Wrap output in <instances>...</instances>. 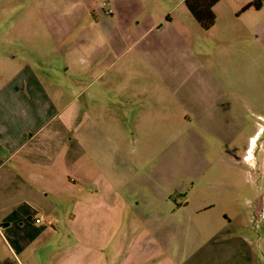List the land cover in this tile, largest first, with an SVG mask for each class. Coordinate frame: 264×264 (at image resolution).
Listing matches in <instances>:
<instances>
[{
  "label": "crops",
  "instance_id": "obj_1",
  "mask_svg": "<svg viewBox=\"0 0 264 264\" xmlns=\"http://www.w3.org/2000/svg\"><path fill=\"white\" fill-rule=\"evenodd\" d=\"M15 4L0 2V38H12L11 45L19 43L28 57L20 60L18 52L8 59L0 52V59L9 62V75L0 86V264H221L216 255L229 250L223 243L202 260L204 247L190 241L193 232H208V224L201 227L192 220L208 207L184 206L187 197L176 191V183L170 186L169 179L158 175L155 158L137 166L128 155L139 137L152 136L146 123L159 121L157 114L148 119L150 94L158 91L159 99V90L185 87L177 88L173 74L161 71L154 56L152 65L144 66L142 50L129 64L128 21L98 13L96 0ZM32 59L45 68L35 67ZM161 74L163 83L151 81ZM166 166L173 169L170 159ZM67 179L75 198V227L67 229L77 241H17L8 229L23 228L33 217L38 202L31 195L40 186H60ZM5 186L20 187V193L2 192ZM43 211L50 217L56 213ZM35 222L48 221L37 217ZM41 232L46 239L56 234L47 226ZM234 244L238 264H264L254 252L246 253L247 244L244 251ZM39 254L45 257L34 259Z\"/></svg>",
  "mask_w": 264,
  "mask_h": 264
},
{
  "label": "rangeland",
  "instance_id": "obj_2",
  "mask_svg": "<svg viewBox=\"0 0 264 264\" xmlns=\"http://www.w3.org/2000/svg\"><path fill=\"white\" fill-rule=\"evenodd\" d=\"M31 1L10 0L17 7ZM96 4L98 13L103 10L106 17H125L128 21L129 54L125 60L129 64L142 50L144 66H151L156 59L161 71L173 74L177 88L179 84L185 87L159 90V99L155 98L158 91L150 94L153 103L146 109L148 119L154 120L157 114L159 121H153V126L146 123L154 132L152 136L139 137V143L128 149L129 157L137 161V166L155 158L158 175L169 179L170 186L176 183V191L187 197L184 206L190 204L191 210L208 207L207 212L193 215L192 219L201 227L208 224V232H193L190 239L204 247L202 260L215 254L214 245L223 243L229 250L216 255L217 261L234 264L235 260L238 264L232 246L238 242L239 250L244 251L249 236L251 243L246 253L254 252L264 262V0H221L214 8L216 24L209 31L201 28L186 0H96ZM131 28L138 32L133 33ZM0 39V52L6 58L18 52L20 60L28 57L19 43L11 45L12 38ZM6 58L0 59V86L9 75ZM32 62L38 69L46 66L38 59ZM155 76L151 81H165L163 74ZM164 92L168 95L165 99ZM181 149L182 153H178ZM169 159L173 164L170 170L166 166ZM182 175L186 180L179 189L177 183ZM72 186L68 179L60 186H40L38 193L31 195L39 205L34 206L33 217H27L25 227L13 225L8 231L17 241L33 244L77 241L67 229L75 227V198L69 190ZM7 189L20 193L17 186H5L2 192ZM46 190L49 196H45ZM42 208L56 213L50 217ZM37 217L48 222L37 224ZM45 226L55 231L53 239L44 238L41 229ZM223 228L222 233H214ZM234 235L239 238L230 240ZM254 236L255 242L251 240ZM176 238L182 243V235ZM44 257L39 254L34 259Z\"/></svg>",
  "mask_w": 264,
  "mask_h": 264
},
{
  "label": "trees",
  "instance_id": "obj_3",
  "mask_svg": "<svg viewBox=\"0 0 264 264\" xmlns=\"http://www.w3.org/2000/svg\"><path fill=\"white\" fill-rule=\"evenodd\" d=\"M221 0H186V6L203 30L209 31L217 21L215 6ZM249 9V7H248Z\"/></svg>",
  "mask_w": 264,
  "mask_h": 264
},
{
  "label": "built area",
  "instance_id": "obj_4",
  "mask_svg": "<svg viewBox=\"0 0 264 264\" xmlns=\"http://www.w3.org/2000/svg\"><path fill=\"white\" fill-rule=\"evenodd\" d=\"M36 222H37V223H40V222H41V219H37Z\"/></svg>",
  "mask_w": 264,
  "mask_h": 264
},
{
  "label": "water",
  "instance_id": "obj_5",
  "mask_svg": "<svg viewBox=\"0 0 264 264\" xmlns=\"http://www.w3.org/2000/svg\"><path fill=\"white\" fill-rule=\"evenodd\" d=\"M1 226H3V227H6V226H7V224L1 225Z\"/></svg>",
  "mask_w": 264,
  "mask_h": 264
}]
</instances>
